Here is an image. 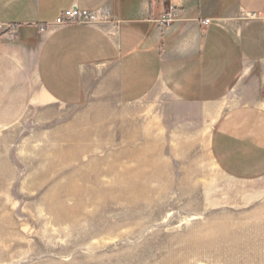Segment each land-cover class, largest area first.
Segmentation results:
<instances>
[{
  "label": "crops",
  "instance_id": "0c3cea01",
  "mask_svg": "<svg viewBox=\"0 0 264 264\" xmlns=\"http://www.w3.org/2000/svg\"><path fill=\"white\" fill-rule=\"evenodd\" d=\"M180 2L0 0V142L264 182V0ZM74 7L95 23L56 26Z\"/></svg>",
  "mask_w": 264,
  "mask_h": 264
},
{
  "label": "rangeland",
  "instance_id": "374dc122",
  "mask_svg": "<svg viewBox=\"0 0 264 264\" xmlns=\"http://www.w3.org/2000/svg\"><path fill=\"white\" fill-rule=\"evenodd\" d=\"M10 144L0 264H264V182L232 181L214 161H109L107 150L32 161Z\"/></svg>",
  "mask_w": 264,
  "mask_h": 264
},
{
  "label": "built area",
  "instance_id": "2783aa9c",
  "mask_svg": "<svg viewBox=\"0 0 264 264\" xmlns=\"http://www.w3.org/2000/svg\"><path fill=\"white\" fill-rule=\"evenodd\" d=\"M172 19L171 13L168 14L163 21V23L169 24ZM242 22H251V21H264V14L258 15L256 13L246 14L241 19ZM95 23V18L93 14L89 11L80 10L77 7L69 9L62 16L56 19V26H67L71 24H93Z\"/></svg>",
  "mask_w": 264,
  "mask_h": 264
},
{
  "label": "bare ground",
  "instance_id": "6f19581e",
  "mask_svg": "<svg viewBox=\"0 0 264 264\" xmlns=\"http://www.w3.org/2000/svg\"><path fill=\"white\" fill-rule=\"evenodd\" d=\"M72 191V190H71Z\"/></svg>",
  "mask_w": 264,
  "mask_h": 264
}]
</instances>
